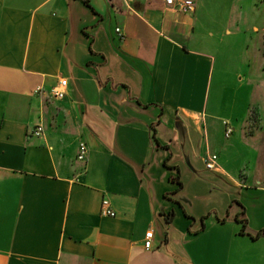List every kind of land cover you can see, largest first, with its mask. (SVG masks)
Instances as JSON below:
<instances>
[{
	"label": "crops",
	"instance_id": "0c3cea01",
	"mask_svg": "<svg viewBox=\"0 0 264 264\" xmlns=\"http://www.w3.org/2000/svg\"><path fill=\"white\" fill-rule=\"evenodd\" d=\"M193 1L0 0V264H264V168L204 163L225 123L260 149L263 115L214 112Z\"/></svg>",
	"mask_w": 264,
	"mask_h": 264
},
{
	"label": "rangeland",
	"instance_id": "374dc122",
	"mask_svg": "<svg viewBox=\"0 0 264 264\" xmlns=\"http://www.w3.org/2000/svg\"><path fill=\"white\" fill-rule=\"evenodd\" d=\"M195 1L198 6L197 33L211 42V52L216 59L214 81L219 72L227 74L221 83L225 85L212 89L210 105H215L217 110L214 112L219 113L222 122L230 119L235 122L242 117L247 106L263 115L261 130L264 131V0ZM251 25L254 30L259 29L254 32V37L251 35L253 31L243 32ZM247 44L250 47H246ZM248 76L251 82H248ZM252 82L255 89L249 87ZM250 119L253 121L257 117L251 114ZM214 136L212 153L220 156L229 168H245L247 171L253 167L264 168V142L261 141V148L257 149L259 141L255 137H244L237 130L231 138L225 137L223 129ZM253 149L258 151L257 156H253ZM258 178L264 179V176L258 174Z\"/></svg>",
	"mask_w": 264,
	"mask_h": 264
},
{
	"label": "built area",
	"instance_id": "2783aa9c",
	"mask_svg": "<svg viewBox=\"0 0 264 264\" xmlns=\"http://www.w3.org/2000/svg\"><path fill=\"white\" fill-rule=\"evenodd\" d=\"M161 2L165 3L167 6L174 8L175 10L179 11L183 14H192L195 11V3L193 0H160ZM117 35L123 38V33L120 28L116 29ZM68 85L67 79H61L58 84L51 88L49 91V96L51 99L54 100H62L66 97V88ZM37 92H41V88L37 89ZM233 128L228 124L225 123V137L230 138L233 134ZM44 128L43 126L37 125L32 130V135L39 138L43 135ZM88 155V146L85 141L79 142L78 145V154L77 160L81 162H85ZM217 162H218V155L216 154H209L205 160V166L208 170H216L217 169ZM101 215L105 217H115V212L112 210L110 201L108 199H104L101 203ZM153 245V231L149 230L145 236L144 247L146 250H150Z\"/></svg>",
	"mask_w": 264,
	"mask_h": 264
},
{
	"label": "trees",
	"instance_id": "16d2710c",
	"mask_svg": "<svg viewBox=\"0 0 264 264\" xmlns=\"http://www.w3.org/2000/svg\"><path fill=\"white\" fill-rule=\"evenodd\" d=\"M83 1H85L86 3H88V2H89V0H83ZM153 140H154V142H155L156 146H158V147H161V145H160V143H159V141L157 140V138H156V136H155V135L153 136ZM172 180L174 181V179H173V178H172ZM180 185H181V184H180ZM258 236H260V234H259Z\"/></svg>",
	"mask_w": 264,
	"mask_h": 264
}]
</instances>
